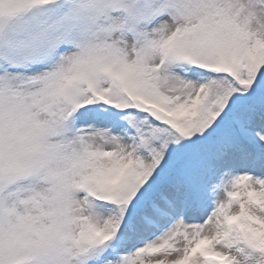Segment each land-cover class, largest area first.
<instances>
[{
	"label": "snow or ice",
	"instance_id": "snow-or-ice-1",
	"mask_svg": "<svg viewBox=\"0 0 264 264\" xmlns=\"http://www.w3.org/2000/svg\"><path fill=\"white\" fill-rule=\"evenodd\" d=\"M0 264H264V0H0Z\"/></svg>",
	"mask_w": 264,
	"mask_h": 264
}]
</instances>
